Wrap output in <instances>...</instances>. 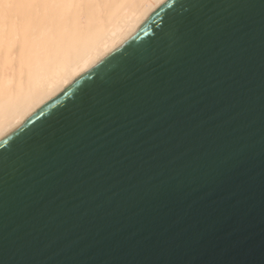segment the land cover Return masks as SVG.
<instances>
[{
	"label": "water",
	"instance_id": "1",
	"mask_svg": "<svg viewBox=\"0 0 264 264\" xmlns=\"http://www.w3.org/2000/svg\"><path fill=\"white\" fill-rule=\"evenodd\" d=\"M0 264H264V0H163L2 134Z\"/></svg>",
	"mask_w": 264,
	"mask_h": 264
},
{
	"label": "bare ground",
	"instance_id": "2",
	"mask_svg": "<svg viewBox=\"0 0 264 264\" xmlns=\"http://www.w3.org/2000/svg\"><path fill=\"white\" fill-rule=\"evenodd\" d=\"M163 0H0V136L125 40Z\"/></svg>",
	"mask_w": 264,
	"mask_h": 264
},
{
	"label": "snow or ice",
	"instance_id": "3",
	"mask_svg": "<svg viewBox=\"0 0 264 264\" xmlns=\"http://www.w3.org/2000/svg\"><path fill=\"white\" fill-rule=\"evenodd\" d=\"M180 8L182 11H187L186 9H184L183 3L180 4ZM169 23L175 27H180L182 25L184 26L190 25V27H188L187 30L190 35V41L193 43L194 48L204 41L205 31L203 29H200L199 25L194 23L193 18L191 17L180 18V17L173 16L170 18ZM157 39L161 43H163L164 41L168 39V33L162 31V33L158 35ZM85 95H87V93ZM16 150L17 151L22 150V146H17Z\"/></svg>",
	"mask_w": 264,
	"mask_h": 264
}]
</instances>
